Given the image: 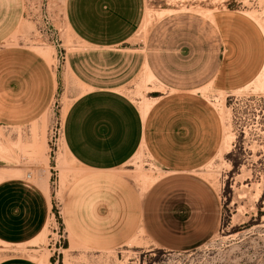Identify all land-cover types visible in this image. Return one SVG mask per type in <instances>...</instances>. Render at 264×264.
Segmentation results:
<instances>
[{"label": "rangeland", "instance_id": "rangeland-1", "mask_svg": "<svg viewBox=\"0 0 264 264\" xmlns=\"http://www.w3.org/2000/svg\"><path fill=\"white\" fill-rule=\"evenodd\" d=\"M64 2L0 0V51L32 54L55 72L80 48ZM129 45L143 51L157 82L142 68L122 89L139 111L151 109L146 142L109 176L126 180L114 191L139 203L138 226L125 242L92 249L52 220L34 247L0 243V261L48 264L54 252L53 264H264V0H144ZM81 93L68 74L33 123L0 125V182L27 174L40 182L44 170L57 204L73 192L84 171L60 135Z\"/></svg>", "mask_w": 264, "mask_h": 264}, {"label": "crops", "instance_id": "crops-1", "mask_svg": "<svg viewBox=\"0 0 264 264\" xmlns=\"http://www.w3.org/2000/svg\"><path fill=\"white\" fill-rule=\"evenodd\" d=\"M143 7L144 0H65L64 20L80 48L65 53L55 72L32 54L0 51V125L33 123L51 105L59 86H65L68 74L80 87L82 93L63 116L60 136L66 154L85 172L77 173L73 192L69 189L58 204L50 171L45 187L28 174L1 181L0 243L34 247L47 223L54 220L58 226L60 219L67 239L101 249L125 242L138 226L139 203L129 202L126 193L124 199L123 191L116 193L114 188L123 190L126 180L109 174L146 142L148 114L143 120L121 92L144 67L156 81L143 51L129 45L142 22ZM220 71L221 65L211 84L219 81ZM53 256L47 257L48 264H53ZM0 264L39 262L8 257Z\"/></svg>", "mask_w": 264, "mask_h": 264}, {"label": "bare ground", "instance_id": "bare-ground-1", "mask_svg": "<svg viewBox=\"0 0 264 264\" xmlns=\"http://www.w3.org/2000/svg\"><path fill=\"white\" fill-rule=\"evenodd\" d=\"M169 12V11H168ZM168 12H166V11H161V12H158L156 15L158 16V17H160V18H162L166 13H168ZM49 54V53H48ZM50 57V56H49ZM51 62V61H50ZM146 68L144 67L143 68V70H142V72L141 73H144V72H146ZM146 75V74H145ZM144 82V81H143ZM263 87V86H262ZM150 91H152V90H150ZM156 91V90H155ZM154 101H156V100H154ZM153 100H152V102H154ZM146 102V101H145ZM143 103H144V100H143ZM147 103H149V102H147ZM144 105H145V103H144ZM141 106V103L139 104V107ZM149 105H146V106H143L142 108H141V110L139 111L140 112V115L142 116V117H144L146 114H147V112L149 111ZM151 109V108H150ZM2 148V147H1ZM0 148V149H1ZM61 161V160H60ZM58 164H59V162H58ZM57 164V165H58ZM59 167V166H58ZM45 169V168H44ZM10 170V169H9ZM62 171V170H61ZM1 172V171H0ZM7 172V171H6ZM9 172V171H8ZM5 173V172H4ZM39 175V174H38ZM142 176H143V174H141ZM10 176V175H9ZM7 177V176H6ZM28 177H30V175H28ZM148 177V176H147ZM3 178H4V176H3ZM142 178V177H141ZM1 179V178H0ZM138 179V178H137ZM151 179V178H150ZM38 181V180H37ZM139 181L141 182L142 180H140L139 179ZM147 181V180H146ZM41 185H43L44 187H45V184H46V178H45V175H44V170H42L41 171V174H40V182H39ZM147 183H150L149 181L147 182ZM146 186H148V185H146ZM43 187V188H44ZM140 188V187H139ZM147 188V187H146ZM45 190H46V188H45ZM145 191V190H144ZM61 195H62V193H61ZM62 197V196H61Z\"/></svg>", "mask_w": 264, "mask_h": 264}]
</instances>
